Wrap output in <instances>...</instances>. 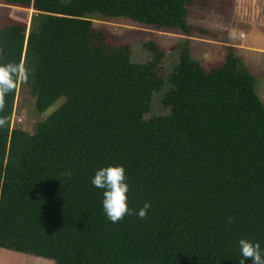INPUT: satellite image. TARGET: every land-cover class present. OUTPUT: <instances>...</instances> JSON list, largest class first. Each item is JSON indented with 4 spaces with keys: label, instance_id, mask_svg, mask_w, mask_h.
Here are the masks:
<instances>
[{
    "label": "trees",
    "instance_id": "trees-1",
    "mask_svg": "<svg viewBox=\"0 0 264 264\" xmlns=\"http://www.w3.org/2000/svg\"><path fill=\"white\" fill-rule=\"evenodd\" d=\"M2 1L33 13L0 18V64L29 72L0 112V248L53 264H238L241 238L264 253V102L237 49L205 66L184 44L161 101L169 113L146 120L165 49L149 39L150 61L134 63L129 43L89 20L189 36L192 9L209 0ZM20 91L37 113L63 101L28 132L13 124ZM109 165L125 168L130 210L150 202L146 218H107L91 181Z\"/></svg>",
    "mask_w": 264,
    "mask_h": 264
},
{
    "label": "rangeland",
    "instance_id": "rangeland-1",
    "mask_svg": "<svg viewBox=\"0 0 264 264\" xmlns=\"http://www.w3.org/2000/svg\"><path fill=\"white\" fill-rule=\"evenodd\" d=\"M32 13V9L0 0V18L28 23ZM89 20L94 28L105 31L112 41L129 43L134 63L150 61L151 54L143 46L149 39H155L165 49L163 85L152 96L150 110L143 116L146 120L169 113L161 101L171 87L169 79L179 62L184 44L188 45L191 57L205 66L220 61L226 46H234L255 74L256 91L264 102V0H209L204 8L192 9L188 21L199 30L189 36L174 28L157 29L122 18L94 16ZM62 101L61 97L45 111L37 113L34 99L27 92L20 91L16 98L13 124L32 132L36 123ZM0 264H53V261L0 248Z\"/></svg>",
    "mask_w": 264,
    "mask_h": 264
},
{
    "label": "clouds",
    "instance_id": "clouds-1",
    "mask_svg": "<svg viewBox=\"0 0 264 264\" xmlns=\"http://www.w3.org/2000/svg\"><path fill=\"white\" fill-rule=\"evenodd\" d=\"M2 51V50H0ZM29 78L28 69L23 60L17 64L9 62L0 64V112L4 109V97L13 92L19 82H27ZM7 124V117H0V127ZM70 175V173H69ZM91 183L99 189H103V210L107 218L112 223H117L125 215L136 214L140 219L147 217L148 210L151 207L150 202L146 201L137 211L130 210L127 203V193L129 184L126 182L125 168L122 165H109L96 170ZM229 222H234L231 217ZM239 244L238 264H264V253L261 251V245L258 241L253 242L247 238H241Z\"/></svg>",
    "mask_w": 264,
    "mask_h": 264
}]
</instances>
